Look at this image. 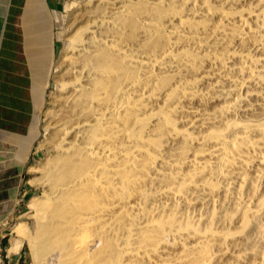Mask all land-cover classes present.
I'll return each mask as SVG.
<instances>
[{"label":"bare ground","instance_id":"1","mask_svg":"<svg viewBox=\"0 0 264 264\" xmlns=\"http://www.w3.org/2000/svg\"><path fill=\"white\" fill-rule=\"evenodd\" d=\"M94 2L70 38L56 151L32 178L36 226L8 253L28 242L31 264H218L251 232L264 242V120L229 117L234 95L264 88V0ZM220 82L222 100L201 91ZM244 256L264 264L262 248L223 264Z\"/></svg>","mask_w":264,"mask_h":264},{"label":"rangeland","instance_id":"2","mask_svg":"<svg viewBox=\"0 0 264 264\" xmlns=\"http://www.w3.org/2000/svg\"><path fill=\"white\" fill-rule=\"evenodd\" d=\"M69 3L71 4L70 6L68 5ZM114 3L111 4V8L114 6ZM94 5V0H61V2H59V12L61 13V17H59L57 21L51 18L48 23V33L53 35V39H55L56 44L55 49L52 45L50 51L47 52L46 69L43 70L44 75L36 77L39 91L35 93L37 103L34 117L36 130L38 131V138L35 146L34 157L22 175H17L15 172L13 189L10 188L9 183V195L13 192V210H9L11 213L7 219L4 215L0 220V245L6 249H4V253L8 254L7 249L11 244V238L16 236L19 226H25L28 231H32L36 226L37 212L34 208L30 207L29 201L32 196L41 194V189L36 186V182H34L32 178L41 177V164L44 163V160L48 156L53 155L56 151V125L58 123V117L61 113L62 93L66 87L71 85V82L77 74V66L69 61V58L72 55V52L70 51L71 46L69 47L70 38L76 29L78 18L84 11L93 10ZM64 54H66V56H64ZM254 55L259 56V53L254 51ZM237 64L238 61L234 59V66ZM258 68L264 74V58ZM66 70V74H63ZM236 77H238V74L234 73V78ZM80 81H82V76ZM200 87L202 92L209 91L208 88L210 87L211 95L220 97L222 100L230 85L227 82H220L217 86L214 85V83H204ZM256 91L257 89L254 86H250L249 89L246 88L239 92L237 96L234 95V99L236 98L240 102V105L229 115V117L240 122L263 121L264 99L262 98L264 97V88H261L260 90V97H257L254 94ZM219 103L222 104V101L218 99V103L216 105ZM194 107L199 108L200 106L195 104ZM203 120L206 125L209 123L210 119ZM259 184L260 192H262L264 189V181ZM6 193V187L0 186V213L5 210L6 207ZM221 201H223V199L219 196L217 198V205ZM208 209L209 204H196L190 211L193 215L200 216L201 213H206ZM261 222H264V216L261 218ZM249 236V244L242 245L241 242L243 240L241 239L237 245H230L228 247L229 255L223 263L231 259V254L233 252L241 250L247 254L255 248L264 249V242L260 241L261 238L257 234L251 232ZM15 254H13V259H18L19 257L16 264L32 263V254L28 242H24L20 251L17 253V256H14ZM248 262L249 258L244 256V260L240 264H249ZM223 263L219 262L218 264ZM253 264H258L256 258Z\"/></svg>","mask_w":264,"mask_h":264},{"label":"crops","instance_id":"3","mask_svg":"<svg viewBox=\"0 0 264 264\" xmlns=\"http://www.w3.org/2000/svg\"><path fill=\"white\" fill-rule=\"evenodd\" d=\"M59 2L0 0V186L7 189L0 220L4 215L7 219L13 210L9 183L13 189L15 172L22 175L34 157L38 138L36 77L44 75L47 52L52 45L55 49L48 23L61 17ZM3 256L9 264L19 260L10 253Z\"/></svg>","mask_w":264,"mask_h":264},{"label":"built area","instance_id":"4","mask_svg":"<svg viewBox=\"0 0 264 264\" xmlns=\"http://www.w3.org/2000/svg\"><path fill=\"white\" fill-rule=\"evenodd\" d=\"M5 248H3L1 245H0V264H9V262L6 261V257L4 258L3 256V251H4ZM6 250V249H5Z\"/></svg>","mask_w":264,"mask_h":264}]
</instances>
